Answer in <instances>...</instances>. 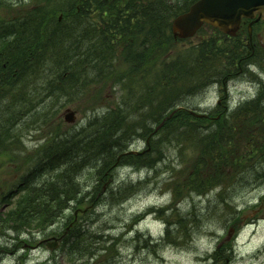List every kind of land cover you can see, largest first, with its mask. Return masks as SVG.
Returning <instances> with one entry per match:
<instances>
[{
  "label": "rangeland",
  "instance_id": "rangeland-1",
  "mask_svg": "<svg viewBox=\"0 0 264 264\" xmlns=\"http://www.w3.org/2000/svg\"><path fill=\"white\" fill-rule=\"evenodd\" d=\"M177 1L185 9L195 0ZM22 2L0 0V19L9 24H13L10 21L19 23L24 18H38L47 22L48 15L59 16L55 8L67 4L69 0ZM49 2L52 8L44 9ZM20 5L25 7L19 8ZM246 25L249 27L250 23ZM49 27L52 28V25ZM30 30L28 27V32ZM247 30L242 37L217 42V45L235 52L239 57L232 75H228L232 81H220L219 87L215 88L217 81H213L210 88L205 87L200 92L181 93L180 106L169 112L168 117L174 116L171 124L156 126L154 131L147 134V143L143 140V144L136 138V143L129 149L151 153L146 160L136 164L134 161L138 159L128 153L127 160L117 161L113 167L104 170L90 168L81 177L83 194L67 211H62L56 219H52L39 208L31 219V226H27L20 238L16 233L13 236L8 233L0 236V264H264V182L259 185L237 182L247 178V175L255 176L257 172L249 165L257 160H253V155H258L264 148V123L256 128V125L242 127L236 131L231 143L222 142L228 134L224 115L226 112L216 110L217 101L227 99V92L236 101L248 100L257 95L258 87L254 85L253 74L248 72L243 76L237 70L239 64L251 56ZM261 32L262 28L258 33ZM0 33H4L3 30ZM2 36L0 65L7 57H20L16 49L11 47L13 40ZM214 36L222 38L213 30H209L204 37L210 39ZM21 40L31 43L25 35ZM201 41L200 36L178 43L174 39L163 38L150 54V59L136 64V73L132 71L135 67L133 63L120 59L116 62L119 67L113 76L73 100L72 104L58 109L62 103L49 101V106L43 111L50 113L48 119L36 115L34 120L43 122L41 126L35 125V130L28 135L23 133L27 130L26 126L23 132L21 126L19 130L22 133L18 141L12 142V150L0 155V184L5 180L10 182L8 193L12 194L8 198L9 203L16 206L28 196L29 188L36 183L35 180L28 183L27 177L44 149L60 132L80 130L95 118L97 111L117 107L124 101L128 105L125 115L132 112L139 114V111L147 107L154 113L158 112L159 89L152 90L153 95L148 94L147 86L152 84L146 74L158 79V73L167 60V53L172 55L184 52L198 46ZM258 60L264 65V57ZM3 65L6 69L7 66ZM47 70L51 72L48 67ZM46 81L47 77L37 76L32 82V88L40 94L46 87ZM2 103L0 99V107ZM43 105L45 103L40 104ZM57 109L59 115L52 120ZM68 109L75 111V114L72 122L66 123L65 119L70 115L66 112ZM184 110L209 111L215 120L206 122L177 115ZM33 117L32 114L26 121ZM132 121L138 120L132 117ZM211 126L217 132L214 131L211 139L206 138L198 145H185L179 138L181 132L194 131V127L205 129ZM213 145H220L222 149L228 145L234 150L241 147L242 150L234 156L235 160L221 161L215 158L217 154L211 149ZM141 163H148L149 166L142 168ZM205 175L225 176L222 179L225 182L230 179V184L224 190L227 193L226 200L222 198L223 186L206 194L191 191L190 185ZM173 185L175 188L181 186L176 194ZM13 206L9 209L13 210ZM30 208L32 206H28V210ZM191 213L197 214L199 218L190 225L192 233L185 238L179 239L176 230L173 237L169 238L170 242L162 245H153L147 239V236H151L156 241H162L166 235V218L176 223L181 215ZM77 227L83 231L78 246L68 241L72 232H75L73 229ZM90 236L97 239L91 240ZM56 240L59 241L58 247L51 251L47 245ZM228 250L231 251L228 253L232 255L231 258L226 256Z\"/></svg>",
  "mask_w": 264,
  "mask_h": 264
},
{
  "label": "trees",
  "instance_id": "trees-1",
  "mask_svg": "<svg viewBox=\"0 0 264 264\" xmlns=\"http://www.w3.org/2000/svg\"><path fill=\"white\" fill-rule=\"evenodd\" d=\"M180 5L177 0H69L67 4L55 8L59 16L65 14L63 21H59V16L53 17L52 14L48 15L47 22L38 18L33 20L24 18L19 23L10 21L13 24H9L0 19V30L4 32L0 33V36L5 34L2 37L12 39L11 47L20 55L16 59L5 58L3 64L7 66L6 69L3 68V64L0 65V93L4 89L15 86L24 88L30 84L22 94L14 95L6 91L7 96L0 95V99L3 100L0 107V155L12 150V142L19 140L24 126L27 128L25 132L34 130V126L29 125L26 120L32 114L35 118L41 103H45L43 105L45 108L49 106V101L62 103L58 109L72 104L73 100L87 94L91 88L102 84L115 74L119 67V64H113L115 60L123 59V62L133 63L135 67L132 71L136 73V64L150 59V54L156 50L163 38L173 41L172 20L185 10ZM50 6L49 2L44 9L52 8ZM150 11L153 12V22L146 28V32L143 34L142 30L133 34L138 27L145 24ZM52 24H56V27L45 39L48 42L44 43L47 49H34V46L31 47L26 41L21 40L23 35L28 37V27L32 29L40 25L39 29H44ZM206 34L205 29L201 31L202 41L198 46L172 55L167 53V60L158 73V79L146 74L147 80L152 84L148 87V94L153 95L152 90L159 89L158 112L154 113L147 107L137 114L138 121H132L133 113L124 114L125 108L128 107L124 101L114 109H109L104 115L100 114L101 117H95L80 130L60 132L44 149L36 165L31 169L27 177L28 183L35 180L36 184L29 188L28 196L21 199L16 206L8 201L12 194L8 193L10 182L5 180L0 184V236L24 232L27 226H31V219L35 217L39 208L47 212L48 218L56 219L58 214L81 196V177L86 171L92 167L104 170L113 167L118 159L119 162L127 160V156L121 155L128 151L139 132L146 130L142 135H147L162 123L163 127L171 124L174 116L168 119L169 112L179 106L181 93L200 92L211 85V82H220L221 76L234 69L239 59L237 54L217 45V42L226 39L218 36L206 39L204 37ZM55 39L61 42L60 47L48 48L50 42ZM161 45L164 48V43ZM81 50L84 59L79 61L76 53ZM133 55L136 57L133 58ZM47 67L54 76L65 78L66 83L61 85L59 78L57 86L46 84L44 91L39 94L31 85L35 77L48 72ZM249 104L244 106V110L229 116L233 120L227 123L228 134L224 136L222 142L231 143L236 131L242 127L248 125L259 127L264 123V110L257 108L254 113L246 111L250 107ZM58 109L52 120L58 117ZM49 115L43 116L44 119H48ZM177 115L190 118L189 113L185 111L178 112ZM20 127L22 132L19 130ZM214 131L208 130L206 135H198L193 131L181 132L179 138L185 145L195 146L206 138L211 139ZM211 149L217 154L215 158L221 161L235 160L234 156L242 150L241 147L234 150L228 145L223 149L220 145H213ZM150 154L136 155L137 157H134L138 160L134 162L139 164ZM248 154L252 155L249 152ZM258 155H253V160H257L249 165L257 170L255 176L247 175V178L237 180L238 184L259 185L264 182V148ZM141 165L149 166L148 163ZM223 178L225 176L205 175L191 184L190 189L199 194H206L221 186L225 187L223 189L225 190L230 184V179L225 182ZM180 188L181 186L178 187V191ZM223 199L226 200V197ZM11 206L13 210L9 209ZM28 206L32 208L28 210ZM183 216L181 215V219ZM198 218L197 214L189 215L192 223L197 222ZM165 220L169 224L172 223L168 218ZM73 230L75 232H72L68 241L71 245H77L83 231L79 227Z\"/></svg>",
  "mask_w": 264,
  "mask_h": 264
},
{
  "label": "water",
  "instance_id": "water-1",
  "mask_svg": "<svg viewBox=\"0 0 264 264\" xmlns=\"http://www.w3.org/2000/svg\"><path fill=\"white\" fill-rule=\"evenodd\" d=\"M256 17L264 20V0H202L173 22V31L176 37L189 38L208 24L225 34L235 35L244 18ZM73 117L74 113H70L67 121L72 122Z\"/></svg>",
  "mask_w": 264,
  "mask_h": 264
},
{
  "label": "bare ground",
  "instance_id": "bare-ground-1",
  "mask_svg": "<svg viewBox=\"0 0 264 264\" xmlns=\"http://www.w3.org/2000/svg\"><path fill=\"white\" fill-rule=\"evenodd\" d=\"M64 7V6H63ZM68 9H70L69 7H68ZM150 14L149 15H147V19H146V22H145V24H143V25H141L140 27H138L137 29H136V31L133 33V34H137L138 32H140V31H142V30H144V31H142V33L144 34L145 32H146V28H148L149 27V25H150V23H152L153 22V12H149ZM56 27V24H52V28H50L49 26L47 27V28H44V29H39L37 26H34L29 32H28V39L31 41V43L29 42V41H27V43H28V45H31V47H35L34 49H41V48H43V49H47L46 48V45L44 44V43H48V42H46L45 41V39H46V37L53 31V29ZM51 44L48 46V48H56V47H60V45L59 44H61V42L57 39H55V40H53V41H51L50 42ZM76 55H77V59L79 60V61H81V60H83L84 59V54H83V51L81 50L79 53H76ZM135 61H138V59H134ZM14 62H17V60H14ZM128 63V62H127ZM126 63V64H127ZM246 71V70H245ZM240 75H243V76H245L248 72H244L243 74H242V71H240ZM45 74V73H44ZM44 74H41V75H39L38 77H40L41 78V76H43V77H47V81H46V83L47 84H53L54 86H57L58 85V80H59V78H60V82H61V85H63V84H65L66 83V79L65 78H61V77H56V76H53V74L51 73V72H48V73H46V75H44ZM50 78H52L53 80H51ZM231 77H229L228 75H224V76H221V80L223 81H232V79H230ZM238 78H240V77H238ZM234 79H236V77H234ZM255 86H257L258 87V91H259V94H258V97H257V99L254 101V102H252V103H250L249 104V109L248 110H246V111H255L257 108H260V109H262V110H264V87H263V85L261 84V82H258V81H256V83L254 84ZM30 87V84L28 85V86H26V87H17V86H15V87H12V88H10V89H4L1 93H0V95L1 96H7L6 94H5V92L6 91H9V92H12L14 95H16V94H22L24 91H26L28 88ZM148 87L149 86H147V90H148ZM22 88V89H21ZM31 88H32V85H31ZM10 96H13V95H10ZM9 96V97H10ZM244 106H246V105H241L240 106V110H244L243 108H244ZM47 108H45L44 106H40L38 109H37V115H41V116H47V115H49L50 113H43V111H45ZM209 110V109H208ZM95 117H101V116H95ZM233 119L232 118H226L225 119V121H226V123H230V121H232ZM29 125H31V126H35V125H38V126H41L40 124V122H38V121H36V120H34V118L33 119H30V120H28V122H27ZM218 123V122H217ZM193 132L195 133V134H198V135H200V134H202V135H206V134H208V129L207 128H205V129H203V128H201V127H194L193 128ZM144 132H139L138 133V136H136L135 137V139L137 138L138 140H139V142H141V143H143V144H145L144 142H143V140H146L145 142L147 143V136H149V135H142ZM142 135V136H141ZM147 146V145H146ZM223 192V195H222V198H224L225 197V195L227 194L226 192H224V190L222 191ZM183 221V222H182ZM165 224H166V235H165V237H164V239L162 240V241H156L153 237H149V236H147L148 238V240H150L151 242H153V245L155 244V245H162V244H165L166 242H170V239L169 238H171V237H173V232H175L176 230H178V233H179V235H178V237H179V239H181V238H185L186 236H188L190 233H192V229H191V227H190V225L192 224V222L189 220V215H184L183 217H182V219L180 218V220L178 221V222H176V223H168V222H165ZM91 237V240L93 239H97L95 236H90ZM101 237H98V239H100ZM79 244H77V246H78ZM163 247V246H162ZM161 247V248H162ZM161 248H159V249H161ZM231 251H227V257L229 256L230 258L232 257V255H228V253H230ZM214 255H216V251H215V254ZM225 255V254H224Z\"/></svg>",
  "mask_w": 264,
  "mask_h": 264
},
{
  "label": "flooded vegetation",
  "instance_id": "flooded-vegetation-1",
  "mask_svg": "<svg viewBox=\"0 0 264 264\" xmlns=\"http://www.w3.org/2000/svg\"><path fill=\"white\" fill-rule=\"evenodd\" d=\"M245 24V23H244Z\"/></svg>",
  "mask_w": 264,
  "mask_h": 264
}]
</instances>
